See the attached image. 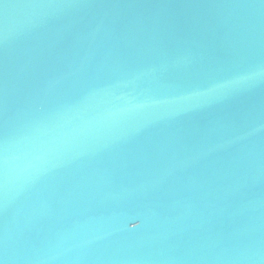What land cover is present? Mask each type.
<instances>
[{"label":"water","instance_id":"obj_1","mask_svg":"<svg viewBox=\"0 0 264 264\" xmlns=\"http://www.w3.org/2000/svg\"><path fill=\"white\" fill-rule=\"evenodd\" d=\"M71 2L0 0V262L264 264V0Z\"/></svg>","mask_w":264,"mask_h":264},{"label":"snow or ice","instance_id":"obj_2","mask_svg":"<svg viewBox=\"0 0 264 264\" xmlns=\"http://www.w3.org/2000/svg\"><path fill=\"white\" fill-rule=\"evenodd\" d=\"M80 0H72L71 3H68L64 6H68V7H74L77 6L79 4ZM255 74L254 73H243L241 75H239L234 81L230 82V86H239V85H243L246 84L250 81H252L254 79ZM224 85H219L214 89H211V91L213 92H219L222 91L224 89ZM0 110H2V105H0ZM6 245V242H0V246H4ZM0 264H2V262H0Z\"/></svg>","mask_w":264,"mask_h":264}]
</instances>
